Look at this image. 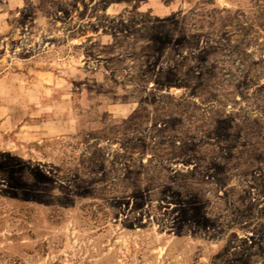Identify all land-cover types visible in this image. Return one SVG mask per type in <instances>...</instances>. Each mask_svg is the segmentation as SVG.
Returning <instances> with one entry per match:
<instances>
[{"label":"rangeland","instance_id":"1","mask_svg":"<svg viewBox=\"0 0 264 264\" xmlns=\"http://www.w3.org/2000/svg\"><path fill=\"white\" fill-rule=\"evenodd\" d=\"M0 264H264V0H0Z\"/></svg>","mask_w":264,"mask_h":264}]
</instances>
